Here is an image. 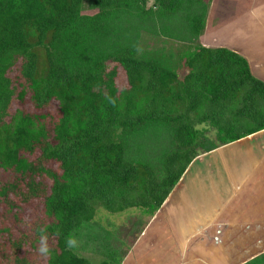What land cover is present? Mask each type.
I'll use <instances>...</instances> for the list:
<instances>
[{"label":"trees","instance_id":"1","mask_svg":"<svg viewBox=\"0 0 264 264\" xmlns=\"http://www.w3.org/2000/svg\"><path fill=\"white\" fill-rule=\"evenodd\" d=\"M211 1L0 0V261L45 228L41 264H123L197 155L264 129V83L201 42Z\"/></svg>","mask_w":264,"mask_h":264},{"label":"crops","instance_id":"2","mask_svg":"<svg viewBox=\"0 0 264 264\" xmlns=\"http://www.w3.org/2000/svg\"><path fill=\"white\" fill-rule=\"evenodd\" d=\"M230 1L223 20L205 33L220 43L216 34L226 32L225 40L235 43L211 46L243 56L253 76L264 83V36L259 37L257 28L264 33V0ZM243 18L247 35L237 37L236 25ZM245 40L246 48L239 44ZM239 240L252 247L238 249ZM255 245H261L257 252ZM134 252L136 264H243L264 252V129L197 155L124 261Z\"/></svg>","mask_w":264,"mask_h":264},{"label":"rangeland","instance_id":"3","mask_svg":"<svg viewBox=\"0 0 264 264\" xmlns=\"http://www.w3.org/2000/svg\"><path fill=\"white\" fill-rule=\"evenodd\" d=\"M240 2L242 1V0H239ZM253 1V0H252ZM229 3H232L230 0H222V3H219V4H216L215 3V0H212L211 1V4H212V8H214V11L212 12V15L211 16H214V18L212 19L211 17L209 18V21H211V22H209V24H208V28L210 27H214L215 25H216V22H217V20L218 21H221V20H223V14L225 13V14H227V12L229 11V8L227 7V6H229ZM220 4H222V5H220ZM234 9V8H233ZM244 17H247V15L246 16H244ZM255 17V16H254ZM244 20H246L245 18H243L242 19V21L241 22H238V23H241V25L240 24H238V25H236V30L238 31V34H237V37L240 35V33H241V35L242 34H245V35H247V31H248V28L246 27V25H245V21ZM236 22V23H237ZM257 26H259V22L257 23ZM211 28V29H212ZM257 28H259V30L261 31L260 32V35H259V37H262V36H264V33H263V31H262V27H257ZM217 36H219V41H220V43H214V41H215V39L214 38H212V37H214V36H212V35H208L207 33H205L202 37H201V42H202V44L204 43L205 45H209V46H211V45H213V46H215V45H222V46H228V45H230V44H233V43H235L234 42V40H225V37L227 36V33L226 32H224V33H221V34H216V36L215 37H217ZM210 39H213L212 41L210 40ZM235 39V38H234ZM237 39V38H236ZM235 39V40H236ZM209 41H211L210 43H209ZM218 41V42H219ZM236 42H238L237 40H236ZM209 43V44H208ZM239 44H242L243 46H244V48H246L247 47V41L245 40V42H240ZM169 45H171V48H176L177 47V44H175V43H171V44H169ZM251 64H255L253 61H251ZM21 107H22V105H20ZM25 108H29V105H25ZM45 112H48L49 114H51V115H53V116H55L57 113H56V110L55 109H52V108H47V109H45ZM210 134V137H212V136H214V134H215V132L214 131H211V132H209ZM16 176L15 175H13V173L11 172V171H3V172H1V174H0V179H3V180H8V181H11V180H13L14 178H15ZM33 215V216H32ZM20 216V215H19ZM0 217H5L6 218V222L7 223H11V222H13L14 221V216H13V210L10 212V211H8V207H7V205H5V206H3V208H1V210H0ZM37 217V215L36 214H34V213H31L30 214V217H29V221H31L32 219H34V218H36ZM22 221V220H21ZM33 234V233H32ZM32 234L30 233H26V236H28V235H30V237L32 236ZM239 242H240V245H237V247H238V249H241L243 246H245V245H247L248 246V248L250 247H252V244H251V242L250 241H248L247 242V240H245V241H242V240H239ZM28 243V242H27ZM26 243V244H27ZM36 246V245H35ZM1 247V246H0ZM260 247H261V245L259 246V245H255V252H257L258 251V249H260ZM30 247L28 246V249H29ZM37 249H38V245H37ZM158 251V250H157ZM8 252V251H7ZM249 252V251H248ZM250 253H252V252H250ZM158 255H159V251H158ZM29 257L31 258V259H33L37 264H41V262H42V257L39 255V253H38V251L36 250L35 252H31L30 254H29ZM128 261L126 262V261H124L123 260V262H124V264H136L137 263V259H136V257H135V252H134V254L133 253H129L128 254ZM0 264H5L3 261H0Z\"/></svg>","mask_w":264,"mask_h":264},{"label":"clouds","instance_id":"4","mask_svg":"<svg viewBox=\"0 0 264 264\" xmlns=\"http://www.w3.org/2000/svg\"><path fill=\"white\" fill-rule=\"evenodd\" d=\"M256 11H259V10L258 9L253 10L254 13ZM112 102L114 103L115 101L113 100ZM38 231L40 232V238L38 242L37 251L40 256L47 257L50 255L51 250H50L49 243H48V236L46 235V229L40 228L38 229ZM66 246L68 249H73L78 246V241L75 238L70 236L66 241Z\"/></svg>","mask_w":264,"mask_h":264}]
</instances>
